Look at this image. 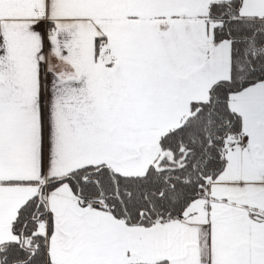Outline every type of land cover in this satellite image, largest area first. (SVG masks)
Segmentation results:
<instances>
[{"label":"snow or ice","instance_id":"snow-or-ice-1","mask_svg":"<svg viewBox=\"0 0 264 264\" xmlns=\"http://www.w3.org/2000/svg\"><path fill=\"white\" fill-rule=\"evenodd\" d=\"M0 264H264V0H0Z\"/></svg>","mask_w":264,"mask_h":264}]
</instances>
